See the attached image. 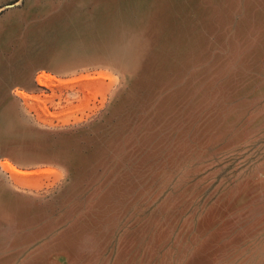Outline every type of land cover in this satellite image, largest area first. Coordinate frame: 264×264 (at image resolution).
<instances>
[{
  "label": "rangeland",
  "instance_id": "1",
  "mask_svg": "<svg viewBox=\"0 0 264 264\" xmlns=\"http://www.w3.org/2000/svg\"><path fill=\"white\" fill-rule=\"evenodd\" d=\"M0 264H264V0H0Z\"/></svg>",
  "mask_w": 264,
  "mask_h": 264
},
{
  "label": "water",
  "instance_id": "2",
  "mask_svg": "<svg viewBox=\"0 0 264 264\" xmlns=\"http://www.w3.org/2000/svg\"><path fill=\"white\" fill-rule=\"evenodd\" d=\"M5 8H7V7H11V6H4Z\"/></svg>",
  "mask_w": 264,
  "mask_h": 264
}]
</instances>
